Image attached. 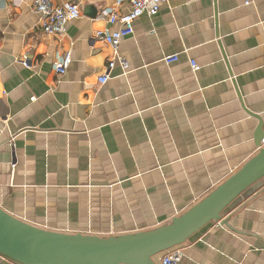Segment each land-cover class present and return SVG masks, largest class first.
Wrapping results in <instances>:
<instances>
[{
  "label": "crops",
  "instance_id": "obj_1",
  "mask_svg": "<svg viewBox=\"0 0 264 264\" xmlns=\"http://www.w3.org/2000/svg\"><path fill=\"white\" fill-rule=\"evenodd\" d=\"M54 3L80 10L62 39L42 34L33 0H0L7 214L55 233H145L201 202L264 147V0H168L135 21L118 48L126 72L116 64L102 86L112 50L94 33L117 29L103 13L124 14L127 3ZM67 51L71 63L58 76L53 66ZM171 55L177 62L168 65ZM177 249L180 264H264V178ZM0 264L16 263L0 256Z\"/></svg>",
  "mask_w": 264,
  "mask_h": 264
},
{
  "label": "water",
  "instance_id": "obj_2",
  "mask_svg": "<svg viewBox=\"0 0 264 264\" xmlns=\"http://www.w3.org/2000/svg\"><path fill=\"white\" fill-rule=\"evenodd\" d=\"M263 178L261 147L237 173L169 224L118 237L45 231L0 208V256L16 264H157V256L180 247L210 223L221 221L224 211Z\"/></svg>",
  "mask_w": 264,
  "mask_h": 264
},
{
  "label": "built area",
  "instance_id": "obj_3",
  "mask_svg": "<svg viewBox=\"0 0 264 264\" xmlns=\"http://www.w3.org/2000/svg\"><path fill=\"white\" fill-rule=\"evenodd\" d=\"M7 1V0H2ZM126 2L127 12L119 14L116 10H105L104 16L110 26L118 25V28L112 31H97L94 38L107 44L112 50V58L105 67V74L98 77L97 84L104 85L111 71L116 64L122 71L127 70L126 62L118 55V48L123 39L131 36L134 32V23L142 16L152 17L160 10L161 5L166 4L168 0H116V9ZM33 10L39 19V27L43 35L57 37L62 39L66 35L67 25L80 17L79 6L71 3L56 5L54 0H33ZM168 65L177 62V56L171 55L164 58ZM71 63L70 51L65 52L59 57L53 66L54 72L58 76L66 73ZM26 66L25 63H23ZM193 72L198 71L199 67L193 61L190 62ZM264 146V140L262 141ZM182 255L179 249L175 248L163 254L160 264H180Z\"/></svg>",
  "mask_w": 264,
  "mask_h": 264
}]
</instances>
